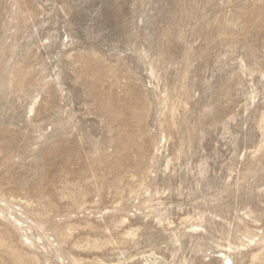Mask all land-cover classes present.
Listing matches in <instances>:
<instances>
[{"label":"rangeland","instance_id":"374dc122","mask_svg":"<svg viewBox=\"0 0 264 264\" xmlns=\"http://www.w3.org/2000/svg\"><path fill=\"white\" fill-rule=\"evenodd\" d=\"M0 264H264V0H0Z\"/></svg>","mask_w":264,"mask_h":264}]
</instances>
